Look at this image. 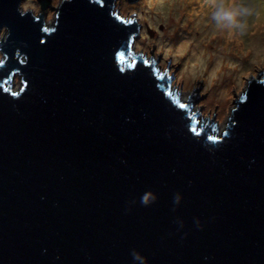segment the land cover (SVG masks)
Wrapping results in <instances>:
<instances>
[{
    "label": "water",
    "instance_id": "water-1",
    "mask_svg": "<svg viewBox=\"0 0 264 264\" xmlns=\"http://www.w3.org/2000/svg\"><path fill=\"white\" fill-rule=\"evenodd\" d=\"M115 1L0 0V264H264V71L218 134Z\"/></svg>",
    "mask_w": 264,
    "mask_h": 264
},
{
    "label": "rangeland",
    "instance_id": "rangeland-1",
    "mask_svg": "<svg viewBox=\"0 0 264 264\" xmlns=\"http://www.w3.org/2000/svg\"><path fill=\"white\" fill-rule=\"evenodd\" d=\"M48 1L53 4L59 2ZM189 1L198 2L197 20L186 18L184 23V11L177 12L180 0H116L115 9L125 16V20L132 17L135 10L139 33L132 43L133 50L137 52L140 48L148 60L151 45L153 56L162 52L155 59H160L158 68L163 71L168 62L169 73L172 71L174 76L171 83L177 89L180 85L182 101H186L194 86L201 83L200 94H205V97L196 100L192 111L197 108L200 111L199 123L202 117L205 121L210 115L209 121H212L214 116L217 124L214 131L220 134L227 126L236 100L245 93L250 75L261 69L264 71V0ZM171 3L175 4L174 13H169ZM39 5L40 0H22L20 9L27 7L37 15ZM183 6L181 2L180 10ZM190 7L194 13L196 6ZM179 19L183 28L174 32L181 36L180 39L173 43L163 42L161 36L168 30V25L174 24V29ZM222 60H225V69L220 75L212 73L210 79L207 66L217 64L219 71ZM196 64L201 65L200 69L194 68Z\"/></svg>",
    "mask_w": 264,
    "mask_h": 264
},
{
    "label": "bare ground",
    "instance_id": "bare-ground-1",
    "mask_svg": "<svg viewBox=\"0 0 264 264\" xmlns=\"http://www.w3.org/2000/svg\"><path fill=\"white\" fill-rule=\"evenodd\" d=\"M166 2H169V0H166ZM181 2H183V4H184V6H183V9L182 10H180V5H181ZM156 6V4L154 3V7ZM190 6H196L195 7V9H193L194 10V13H192L193 11H192V9H190L191 7ZM198 2L197 1H195V2H193V3H191L189 0H180V3H179V8H178V10H177V12H179V13H182L183 11V13L185 14V19L183 20V23L186 21V18H193L194 20H197V14H196V12L198 11ZM203 9V8H202ZM174 10H175V4L174 3H171L170 4V8H169V13H174ZM192 13V16L190 15ZM202 15V14H201ZM202 17V16H201ZM190 19H189V21H190ZM212 20V19H211ZM213 21V20H212ZM181 22V19H179V21H178V23H175L176 24V27L174 28V29H172L173 28V26H174V24H170V25H168V30L161 36V39H162V41L163 42H166V43H173V41L175 40V39H180V35L178 34L177 36H176V34H175V32H174V30H176L177 32H179V31H181L182 30V28H183V24H182V22ZM191 22V21H190ZM193 24H194V22H192ZM196 61H197V58L195 59ZM224 63H225V60H222V65H221V67H220V70L218 71V69H217V67H216V65H212L211 66V63L209 64V66H207L208 67V71H207V74L209 75V78L211 79L212 77H211V74L212 73H216V74H218V75H220L221 74V71L222 70H224L225 69V67L223 66L224 65ZM200 64L198 65V64H196L195 66H194V68H197L198 67V69H200ZM211 66V67H210ZM195 104L196 103H194L193 104V107L195 108ZM193 108V109H194Z\"/></svg>",
    "mask_w": 264,
    "mask_h": 264
},
{
    "label": "clouds",
    "instance_id": "clouds-1",
    "mask_svg": "<svg viewBox=\"0 0 264 264\" xmlns=\"http://www.w3.org/2000/svg\"><path fill=\"white\" fill-rule=\"evenodd\" d=\"M120 15V14H119ZM136 17H137V15H135ZM135 41V40H134ZM132 49H133V46H132ZM173 85H171V87H172ZM173 89H175V90H178L176 87H174ZM193 108V107H192ZM209 122H211V121H209Z\"/></svg>",
    "mask_w": 264,
    "mask_h": 264
},
{
    "label": "flooded vegetation",
    "instance_id": "flooded-vegetation-1",
    "mask_svg": "<svg viewBox=\"0 0 264 264\" xmlns=\"http://www.w3.org/2000/svg\"><path fill=\"white\" fill-rule=\"evenodd\" d=\"M214 123H213V126H216L217 124H216V122L215 121H213Z\"/></svg>",
    "mask_w": 264,
    "mask_h": 264
}]
</instances>
